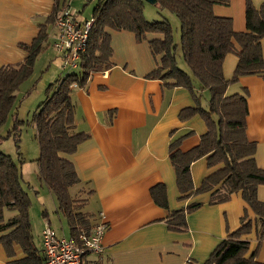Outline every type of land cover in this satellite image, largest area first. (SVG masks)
Wrapping results in <instances>:
<instances>
[{"label": "trees", "instance_id": "trees-1", "mask_svg": "<svg viewBox=\"0 0 264 264\" xmlns=\"http://www.w3.org/2000/svg\"><path fill=\"white\" fill-rule=\"evenodd\" d=\"M229 0H155L161 11L173 14L179 23V39L174 40L171 25L167 21L148 22L143 14V0H97L92 9V26L84 51L79 56L77 72L67 74L49 84L45 99L36 106L30 117L38 145V157L34 160L38 180L53 195L57 211L66 221L69 236L78 241L82 231L90 228V217L69 195V188L79 183L69 156L89 138V134L74 130V104L71 100L72 85L83 88L90 76L111 68L109 30L128 31L137 42L147 40L151 55L159 58L156 68L145 78L159 80L167 88H183L191 95L194 106L181 110L180 121L198 115L206 126V132L194 148L182 152L177 138L169 144V162L175 173L179 200L209 193V204L229 200L233 193H240L242 200L256 216L258 243L264 241V203L257 199V188L264 185V170L257 167L254 154L256 144L246 137L247 92L242 90L226 94L229 85L244 76H259L264 80V60L261 40L264 38V1L254 7L251 0H244L245 30L235 32L231 19L217 17L215 5L227 6ZM65 0H54L50 16L40 26L37 36L20 47L26 53L22 63L0 68V129L12 116L11 129L3 140L12 138L18 150V137L27 121L14 115L15 93L33 74L35 61L47 40L48 26ZM61 10V9H60ZM60 12V11H59ZM227 54L237 57V64L230 80L225 79L222 62ZM65 69V68H64ZM29 91H26V94ZM207 93L204 97L203 93ZM201 158L207 168L218 167L207 175L200 186L193 189L190 165ZM19 159V158H18ZM19 159L0 151V245L8 264H43L44 257L34 244L28 216L29 194L23 186ZM154 204L167 209L166 189L163 184L151 187ZM201 206L191 203L184 209L170 212L165 222L174 232L187 229L186 216ZM17 215L3 221V211ZM46 219V212H43ZM252 224L241 219L240 227L223 239L209 255L204 264H261L256 261L257 249L246 256L247 241ZM15 246L22 254L16 258Z\"/></svg>", "mask_w": 264, "mask_h": 264}, {"label": "crops", "instance_id": "crops-1", "mask_svg": "<svg viewBox=\"0 0 264 264\" xmlns=\"http://www.w3.org/2000/svg\"><path fill=\"white\" fill-rule=\"evenodd\" d=\"M65 1L67 5L73 2ZM263 1L251 0L256 8ZM53 4L54 0H0V68L23 62L26 53L20 45L29 44L37 36ZM213 13L231 19L235 32L245 30L244 0H229L227 6L215 5ZM78 19L84 20L79 16ZM50 26L54 36L48 34L47 39L53 42L55 30L53 24ZM108 32L111 68L92 74L83 88H72L70 95L75 107L74 130L89 134V138L69 156L79 183L68 192L72 199L82 200L81 212L90 217V227L96 223L98 213L103 214L108 224L102 239L103 253L89 254L84 264H204L215 247L240 227L243 217L253 226L250 234L241 237L249 244L246 256L258 247L256 261L264 264V241L257 240L256 216L239 192L215 205L209 204V193L178 199L169 144L183 137L180 150L186 152L198 145L206 126L198 115L179 120L181 110L194 106L187 90L167 88L159 80L145 78L159 60L151 55L147 40L161 36L148 35L147 40L137 42L131 32ZM261 52L264 60V38ZM236 64L235 55L224 57L225 79H231ZM243 89L247 92L246 137L256 144L254 160L264 170V80L255 75L241 77L227 87L226 94ZM203 95L207 97L206 92ZM217 168H207L204 158L194 161L190 165L193 189ZM35 181L39 190L35 198L45 207L44 225L64 236L52 227L51 219H57L63 233L55 198L38 179ZM157 184L165 186L167 209L158 207L151 199L150 189ZM256 195L264 203V185L258 186ZM191 203L201 206L186 216L187 229L170 231L165 222L169 213ZM45 205L53 207L52 216ZM16 215L4 210L3 221ZM65 225L68 231L66 221ZM38 228L31 226L33 241L34 234L40 239L43 227ZM14 250L16 258H21L19 248L15 246ZM8 261L0 245V264Z\"/></svg>", "mask_w": 264, "mask_h": 264}, {"label": "rangeland", "instance_id": "rangeland-1", "mask_svg": "<svg viewBox=\"0 0 264 264\" xmlns=\"http://www.w3.org/2000/svg\"><path fill=\"white\" fill-rule=\"evenodd\" d=\"M96 1L97 0H73V2L69 4L71 7H69L68 5V8L72 11V13L76 12L77 16H79L81 19L89 20L91 18L92 9L94 8ZM143 3V14L145 19L148 22L167 21L171 25L174 40L178 41L179 23L176 17L167 11L159 10L158 7L153 4L147 3L146 1H143ZM53 33L54 31L52 30V27L49 26L48 34L54 36ZM43 47V50L38 55L35 61L32 76L30 77V79L25 81L15 93L16 97L14 102V115L18 119L28 122L21 129L20 137H18V150H16L12 138L3 140L0 145V151L3 154L11 156V158L16 162H19V159L23 161V163H21L20 165V171L21 174H23V186L30 197L28 216L31 222V226H36V230L39 229L38 227L41 228L44 226V221L46 219H44L43 216L45 207L42 205L40 199L35 198L39 190L35 188V179H38V170L34 160L38 157L39 150L34 136V127L29 122L30 117L32 112L35 110L36 106L45 99L44 91L49 84L54 83L56 79L64 77L67 74H73L77 72L76 69L62 68L61 59L58 57L54 48L52 47L51 39H47ZM27 90L29 92L26 94ZM19 93H23V96H19ZM12 119V116L8 117L5 125L0 129L1 136H5L7 131L11 129ZM75 201L80 206L81 210L82 200L77 198L75 199ZM46 202L48 203L47 200ZM45 206L47 207V212H50V216H52L53 207L50 205ZM59 220L60 222H62L61 225L64 228L63 233H61L59 229L60 224L57 219H51L52 227L59 234L68 236L65 221L62 218H59ZM34 242L36 244L37 249L40 248V239L35 234Z\"/></svg>", "mask_w": 264, "mask_h": 264}, {"label": "built area", "instance_id": "built-area-1", "mask_svg": "<svg viewBox=\"0 0 264 264\" xmlns=\"http://www.w3.org/2000/svg\"><path fill=\"white\" fill-rule=\"evenodd\" d=\"M93 20H79L66 4L56 16L52 47L61 59L62 68L77 69L80 54L84 51ZM72 87L75 88L74 85ZM108 224L103 214H97V221L88 232H82L78 241L71 237L58 236L45 224L40 234L39 251L44 257L43 264H84L89 254L103 253L102 239Z\"/></svg>", "mask_w": 264, "mask_h": 264}, {"label": "water", "instance_id": "water-1", "mask_svg": "<svg viewBox=\"0 0 264 264\" xmlns=\"http://www.w3.org/2000/svg\"><path fill=\"white\" fill-rule=\"evenodd\" d=\"M143 1H146L149 4H154L155 3V0H143Z\"/></svg>", "mask_w": 264, "mask_h": 264}]
</instances>
